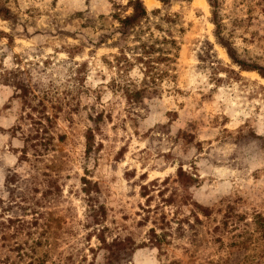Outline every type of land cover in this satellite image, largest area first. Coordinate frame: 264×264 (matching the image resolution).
I'll list each match as a JSON object with an SVG mask.
<instances>
[{"label": "rangeland", "instance_id": "obj_1", "mask_svg": "<svg viewBox=\"0 0 264 264\" xmlns=\"http://www.w3.org/2000/svg\"><path fill=\"white\" fill-rule=\"evenodd\" d=\"M142 1L0 0V264H264V0Z\"/></svg>", "mask_w": 264, "mask_h": 264}, {"label": "trees", "instance_id": "obj_2", "mask_svg": "<svg viewBox=\"0 0 264 264\" xmlns=\"http://www.w3.org/2000/svg\"><path fill=\"white\" fill-rule=\"evenodd\" d=\"M161 1L163 3H166L168 0H161ZM129 6H131L132 9H133L132 13L130 15H126L125 17L119 18V22L121 24L120 28H123V33L127 32L129 28L134 27L135 25L140 23L144 18H147V16L149 15V12L146 9V7L144 6V3H143L142 0H129ZM225 46H226L227 51H228L229 55L231 56V58L233 60H235V62H239V61H236L231 47H228L227 45H225ZM242 64L243 63H239V65H241V66H242ZM261 74L264 75V73H261ZM133 93L135 95V98L137 99V98H140L142 91L140 89H136V90L133 91ZM88 145H89V149L88 150H90L91 149V145L90 144H88ZM103 210H104L103 205H99V207H97L98 213L99 212H103ZM98 213L96 212L94 215L98 216L100 214V213L99 214ZM12 220L13 219H11V221ZM151 230L154 232L153 229H151ZM101 241L104 242V243L106 242L105 239H101ZM120 241L121 240H119L118 238H115V239L112 240V242H111L112 244L111 245L117 246L118 244H120ZM136 247H135V249H136ZM116 255L117 254H115L114 256H116ZM117 258H121L122 259V257L120 255Z\"/></svg>", "mask_w": 264, "mask_h": 264}, {"label": "bare ground", "instance_id": "obj_3", "mask_svg": "<svg viewBox=\"0 0 264 264\" xmlns=\"http://www.w3.org/2000/svg\"><path fill=\"white\" fill-rule=\"evenodd\" d=\"M146 2H147V5L150 6L154 2V0H146Z\"/></svg>", "mask_w": 264, "mask_h": 264}]
</instances>
